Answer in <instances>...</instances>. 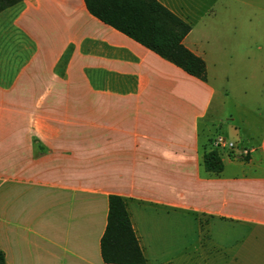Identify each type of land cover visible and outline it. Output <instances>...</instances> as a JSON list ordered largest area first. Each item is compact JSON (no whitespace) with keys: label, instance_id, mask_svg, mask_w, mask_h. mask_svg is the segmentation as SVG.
I'll return each instance as SVG.
<instances>
[{"label":"crops","instance_id":"obj_1","mask_svg":"<svg viewBox=\"0 0 264 264\" xmlns=\"http://www.w3.org/2000/svg\"><path fill=\"white\" fill-rule=\"evenodd\" d=\"M157 1L190 25L181 42L204 61L205 80L103 23L83 0H21L0 11L5 264H114L100 255L109 194L122 198L144 264L155 263L156 242L200 241L219 222L264 237V16L252 11L257 0ZM254 42L258 55L238 62L232 53ZM230 60L245 65L235 77L245 86L232 92L244 94L245 104L212 132L210 76L221 81ZM213 134L233 143L217 149L219 172L202 165ZM193 251L202 256L200 246Z\"/></svg>","mask_w":264,"mask_h":264},{"label":"trees","instance_id":"obj_2","mask_svg":"<svg viewBox=\"0 0 264 264\" xmlns=\"http://www.w3.org/2000/svg\"><path fill=\"white\" fill-rule=\"evenodd\" d=\"M21 0H0V11ZM87 11L184 72L205 80L204 61L181 40L190 25L157 0H83ZM205 170L219 172L222 163L217 149L211 147L202 155ZM100 255L105 263L144 264L124 202L119 195H108L106 224L100 237ZM0 264H5L0 249Z\"/></svg>","mask_w":264,"mask_h":264},{"label":"rangeland","instance_id":"obj_3","mask_svg":"<svg viewBox=\"0 0 264 264\" xmlns=\"http://www.w3.org/2000/svg\"><path fill=\"white\" fill-rule=\"evenodd\" d=\"M203 8H208V2H204ZM264 5V1H254L255 6L252 11L258 16L264 12L257 6ZM219 5L215 8L219 9ZM264 7V6H263ZM239 6L236 7L238 9ZM257 43H253L249 48L238 47L233 54L238 62L243 61L247 56L256 57L259 53L255 49ZM241 46V43L238 44ZM234 57H231L233 59ZM225 74L222 80L214 81V76H210V83L216 89L207 114V122H211L212 132H222L221 126L226 122L228 113L235 114L243 110L245 104L244 94L232 95V92L243 89L245 83L236 81L237 74L244 72L243 62L235 67L233 60L221 66ZM241 101V105L235 104L233 99ZM200 130L205 128L204 122L199 125ZM216 134H213V137ZM205 237H200V241H195L190 237H168L167 240L156 242L153 246L154 255L149 256L154 264H264V237L260 234L249 235V229L242 225H232L229 221L215 223L205 227ZM202 248V256L193 251V246ZM202 246V247H201Z\"/></svg>","mask_w":264,"mask_h":264},{"label":"built area","instance_id":"obj_4","mask_svg":"<svg viewBox=\"0 0 264 264\" xmlns=\"http://www.w3.org/2000/svg\"><path fill=\"white\" fill-rule=\"evenodd\" d=\"M211 146L215 149H221V148H232L233 143L230 141H227L222 136H215L211 140ZM243 154L246 153L245 150L242 151Z\"/></svg>","mask_w":264,"mask_h":264}]
</instances>
